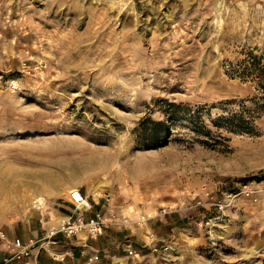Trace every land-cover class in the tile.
<instances>
[{
  "label": "rangeland",
  "instance_id": "obj_1",
  "mask_svg": "<svg viewBox=\"0 0 264 264\" xmlns=\"http://www.w3.org/2000/svg\"><path fill=\"white\" fill-rule=\"evenodd\" d=\"M249 50L264 57V0H0V230L44 242L79 188L106 215L153 214L126 227L163 263L264 264L258 199L226 195L264 190V114L234 116L257 93L226 74ZM166 102L203 130L188 114L140 147Z\"/></svg>",
  "mask_w": 264,
  "mask_h": 264
},
{
  "label": "crops",
  "instance_id": "obj_2",
  "mask_svg": "<svg viewBox=\"0 0 264 264\" xmlns=\"http://www.w3.org/2000/svg\"><path fill=\"white\" fill-rule=\"evenodd\" d=\"M39 188L43 190L40 184ZM63 201L60 208L55 209L58 219L77 210L69 195ZM254 209L255 252L264 249V190L259 193ZM94 210L98 209L92 208L86 214L89 215ZM176 224L172 226L179 227ZM148 232L149 230L144 226H135L106 228L96 238L89 237L86 232L71 237L56 234L47 238L43 235L42 238L46 240L34 245L30 257L11 264H180V262L163 263L155 259L152 246L148 242ZM5 233L9 239L17 237L13 228L8 227ZM22 239L25 241L24 238ZM129 248L134 251L133 254L128 253ZM6 249V241L0 240V259L6 254ZM94 254H98L99 259L89 262L88 258Z\"/></svg>",
  "mask_w": 264,
  "mask_h": 264
},
{
  "label": "built area",
  "instance_id": "obj_3",
  "mask_svg": "<svg viewBox=\"0 0 264 264\" xmlns=\"http://www.w3.org/2000/svg\"><path fill=\"white\" fill-rule=\"evenodd\" d=\"M229 202L239 195L252 198L254 201L258 199L259 189L251 186L249 183H244L241 186L231 190L227 194ZM69 198L77 210H73L64 216H62L56 225H53L49 231L45 234L47 238H50L56 234H61L65 237H71L78 233L86 232L89 237L96 238L100 236L106 228L110 226H129L131 223L136 225L145 224L154 215L141 211L135 218L130 217L127 214H119L110 211L109 214H105L101 209L94 210L91 214H86L92 209V204L89 202L88 197L79 189L74 188L69 192ZM184 202L178 204L182 207ZM176 209V206L162 207L158 214H167ZM152 237V234H149ZM0 240L6 241V254L0 259V264H11L12 262L22 261L32 254V248L36 244L35 241L30 240L25 242L20 237H14L9 239L3 230H0ZM152 250H156V247H152ZM129 254H133L134 251L129 248ZM99 259L98 254H94L88 258L89 262H94Z\"/></svg>",
  "mask_w": 264,
  "mask_h": 264
},
{
  "label": "trees",
  "instance_id": "obj_4",
  "mask_svg": "<svg viewBox=\"0 0 264 264\" xmlns=\"http://www.w3.org/2000/svg\"><path fill=\"white\" fill-rule=\"evenodd\" d=\"M226 74L232 78L250 81L257 93L254 100L255 106L252 111H248V115L239 113L234 116H261L264 114V57L249 50L242 57L237 58L236 62L229 61ZM162 114L163 116L160 119L143 117L140 120L139 125L136 127L138 145L140 147L150 148L167 144L174 123L188 114L190 122L198 129L203 130V126L199 121L200 114L190 112L186 106L180 103L166 102L163 105ZM230 127L247 132L251 131V126L249 125ZM176 225L181 226L180 224Z\"/></svg>",
  "mask_w": 264,
  "mask_h": 264
}]
</instances>
